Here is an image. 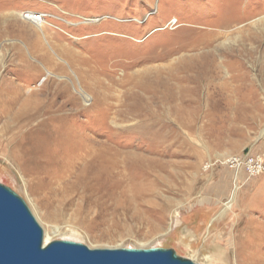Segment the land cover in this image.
<instances>
[{"label":"rangeland","instance_id":"obj_1","mask_svg":"<svg viewBox=\"0 0 264 264\" xmlns=\"http://www.w3.org/2000/svg\"><path fill=\"white\" fill-rule=\"evenodd\" d=\"M260 17L264 0H0V100L39 106L14 140L1 120L0 183L43 244L264 264V173L224 163H264V40L227 72ZM203 54L232 59L204 78Z\"/></svg>","mask_w":264,"mask_h":264},{"label":"water","instance_id":"obj_2","mask_svg":"<svg viewBox=\"0 0 264 264\" xmlns=\"http://www.w3.org/2000/svg\"><path fill=\"white\" fill-rule=\"evenodd\" d=\"M0 264H195L171 249H90L72 241L43 244L24 201L0 183Z\"/></svg>","mask_w":264,"mask_h":264},{"label":"bare ground","instance_id":"obj_3","mask_svg":"<svg viewBox=\"0 0 264 264\" xmlns=\"http://www.w3.org/2000/svg\"><path fill=\"white\" fill-rule=\"evenodd\" d=\"M24 19L27 20L28 22L34 24L40 30H41V26H43V24H45V21L42 19V17L38 16L36 13H28V16L24 17ZM235 22H237V20H235ZM245 26H243V27L241 26V28L238 29V32L242 34V40H240L241 42L239 43V45L241 43H243V44H241V48L240 49L237 48L238 50H236L234 53H232L233 51H231L232 55H230V56L233 57V60L231 62H229V61L232 58L228 57V55H227V58H226L227 61H223L222 60L223 62H221V64H220V63L215 61L213 56L209 55L210 57L208 56L209 57V59H208V57L204 58V54H203L202 62L201 61L197 62V65L195 67V73H197L198 75H200L201 77H204V78H206L207 76H209V77L217 76L218 77L219 74H220V70H221L220 68L223 67L224 62H229L230 66H228L229 68H228V71H227V72H229L228 73L229 74L228 75L229 78L232 79V78L239 77V76L241 77V75H243V74L245 75V73L244 72L242 73V71L240 70L241 67L243 66V65H241L242 64V60L241 59H252L256 47L260 45L262 40H264L263 39L264 38V17H260V18H258L256 20L252 21L246 27ZM253 30L258 35L257 34H253ZM246 34H247V36H246ZM243 35H244V37H243ZM249 44L251 46L256 45V47L252 48L250 46L251 48L249 47L250 49H247ZM219 51H221V50L219 49ZM208 52H209V50H208ZM229 52H230V50H229ZM43 58L45 60H47L48 62H50L49 56L46 55L45 53H43ZM185 74H187V73H185ZM16 92H17V94L14 95L13 97L7 98V99L4 98L5 101H1L0 100V122H1V120L4 119V121L1 122V123H4V125H3V127H4L3 130L4 131L2 133H3V137H5L7 140H11V139L14 140L15 138H19L16 135L18 134L19 129H21L23 127L21 124H23L24 122H29L31 120L29 117H32L33 114L35 113V112H33V114H30L31 111L39 110L38 109L39 106H37L38 100L36 98V95H38V93H33L31 91V89H28L27 98L22 102V105H20L19 108L13 113L14 106L16 104H19V103H17V99H15V98H17V97L21 98V96H22V87L20 89H18ZM0 96H1V94H0ZM85 97H87V95ZM0 98L3 99V97H0ZM47 111L48 110H43V111L38 112V114H40V113L44 114ZM37 116H40V115H37ZM45 242H46V240H45ZM261 257L264 260V253L262 254Z\"/></svg>","mask_w":264,"mask_h":264},{"label":"built area","instance_id":"obj_4","mask_svg":"<svg viewBox=\"0 0 264 264\" xmlns=\"http://www.w3.org/2000/svg\"><path fill=\"white\" fill-rule=\"evenodd\" d=\"M229 168L242 166L243 170L250 176H259L264 173V163L256 157L229 158L224 161Z\"/></svg>","mask_w":264,"mask_h":264}]
</instances>
